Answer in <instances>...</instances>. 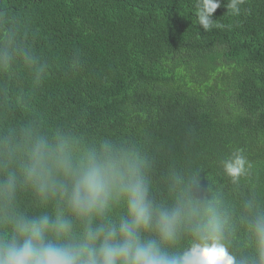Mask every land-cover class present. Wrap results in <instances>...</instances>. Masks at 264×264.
I'll list each match as a JSON object with an SVG mask.
<instances>
[{"label": "trees", "instance_id": "1", "mask_svg": "<svg viewBox=\"0 0 264 264\" xmlns=\"http://www.w3.org/2000/svg\"><path fill=\"white\" fill-rule=\"evenodd\" d=\"M194 3L0 0V53L12 55L0 71V138L66 125L136 142L162 199L199 169L194 195L221 199L231 251L258 264L248 224L264 214V0H246L236 17L222 6L213 19L230 27L210 32ZM236 146L254 167L233 184L218 162Z\"/></svg>", "mask_w": 264, "mask_h": 264}, {"label": "clouds", "instance_id": "2", "mask_svg": "<svg viewBox=\"0 0 264 264\" xmlns=\"http://www.w3.org/2000/svg\"><path fill=\"white\" fill-rule=\"evenodd\" d=\"M245 3L195 0L192 15L204 32L228 28L214 13L223 6L224 15L236 17ZM23 56L36 64L29 52ZM11 60L9 51L0 53V71L10 70ZM43 71L37 69L38 83ZM253 167L239 146L218 162L233 184ZM199 175L193 169L186 179L176 177L162 199L136 142L66 125L26 126L0 138V264H240L221 199L192 191ZM248 231L264 264V214Z\"/></svg>", "mask_w": 264, "mask_h": 264}]
</instances>
